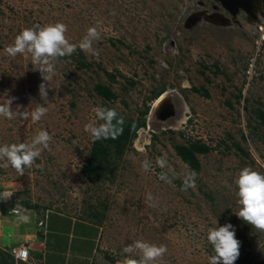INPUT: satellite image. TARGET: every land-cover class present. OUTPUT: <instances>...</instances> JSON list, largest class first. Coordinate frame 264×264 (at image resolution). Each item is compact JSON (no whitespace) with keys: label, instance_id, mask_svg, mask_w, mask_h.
Instances as JSON below:
<instances>
[{"label":"rangeland","instance_id":"rangeland-1","mask_svg":"<svg viewBox=\"0 0 264 264\" xmlns=\"http://www.w3.org/2000/svg\"><path fill=\"white\" fill-rule=\"evenodd\" d=\"M219 13L213 0H0V103L15 97L13 110L44 104V81L30 54L5 53L23 29L61 22L73 44L90 27L100 32L93 45L98 56L77 48L57 60L50 84L44 82L48 111L39 122L0 117V145L31 142L40 130L53 138L24 175L0 166V193H13L1 208L38 220L59 212L100 225L99 264H122L128 255L122 249L136 240L167 246L156 264H209L208 230L226 223L241 244L235 264H264V232L235 215L241 169L264 174L257 116L264 111V0L255 21L242 14L216 23ZM99 84L113 99L96 94ZM162 95L171 109L165 122L152 117ZM97 106L144 126L120 153L109 144L103 175L88 178L82 170L97 141L84 126L97 122ZM196 141L211 148L198 155L199 172L175 151ZM192 172L195 186L185 191Z\"/></svg>","mask_w":264,"mask_h":264},{"label":"clouds","instance_id":"clouds-1","mask_svg":"<svg viewBox=\"0 0 264 264\" xmlns=\"http://www.w3.org/2000/svg\"><path fill=\"white\" fill-rule=\"evenodd\" d=\"M67 25L61 22L35 25L23 29L14 39V42L5 48V53L10 57L17 55L31 58L34 69L38 70L42 81L48 85L55 75V64L59 58L70 57L77 48L93 56L99 55V49L93 45L99 41L100 32L96 27L87 29L86 35L79 44L70 43L66 37ZM39 85V94L44 104L47 100L46 84ZM15 97L5 99L0 103V117L8 120L22 119L39 122L47 114L48 109L44 104H37L34 109L20 110L17 105L12 109ZM95 113L96 123H87L84 131L93 140L117 139L123 133L124 117L120 116L115 108L97 106L92 109ZM52 136L46 130H40L32 138L31 142H21L0 145V166L13 168L20 176L24 175L25 168H32L36 159L40 157L44 149H48ZM160 166L164 165L162 158H157ZM40 167V165H37ZM148 162L144 163L147 170ZM196 173L192 172L185 182L183 190L195 186ZM238 187L239 211L235 214L245 223L258 231L264 232V174L244 167L235 180ZM12 192L0 193V200H7ZM148 202L153 201L151 193L146 197ZM155 203H149V207H155ZM231 229V230H230ZM208 242L213 246L214 255L209 257V264H235L240 255V241L236 238L234 226L226 223L223 226L210 228L207 234ZM168 251L166 245H155L142 240H136L126 245L122 252L126 255L122 264H156ZM133 253H138L139 258H132Z\"/></svg>","mask_w":264,"mask_h":264},{"label":"crops","instance_id":"crops-1","mask_svg":"<svg viewBox=\"0 0 264 264\" xmlns=\"http://www.w3.org/2000/svg\"><path fill=\"white\" fill-rule=\"evenodd\" d=\"M33 217L0 206V264H99L100 225L53 211ZM21 246L29 249L26 262L12 252Z\"/></svg>","mask_w":264,"mask_h":264},{"label":"trees","instance_id":"trees-1","mask_svg":"<svg viewBox=\"0 0 264 264\" xmlns=\"http://www.w3.org/2000/svg\"><path fill=\"white\" fill-rule=\"evenodd\" d=\"M197 91V89H195ZM95 92L98 96L105 100H111L115 94L111 89L105 85L99 84L95 87ZM208 96L207 93H205ZM257 116L261 120V124L264 127V111L258 110ZM123 133L117 139H107L106 143L97 141L91 151L90 163L83 167V174L86 177L102 176L104 173V165L110 157L109 144L114 145L117 150L116 153H120L123 148L131 144L132 140L136 137L137 131L140 127L144 126V122L134 123L131 120H124ZM175 151L178 157L189 166L195 172H199L201 169L198 155H204L211 151V148L200 141L189 143L188 145H176ZM114 262V260H112Z\"/></svg>","mask_w":264,"mask_h":264},{"label":"flooded vegetation","instance_id":"flooded-vegetation-1","mask_svg":"<svg viewBox=\"0 0 264 264\" xmlns=\"http://www.w3.org/2000/svg\"><path fill=\"white\" fill-rule=\"evenodd\" d=\"M215 2V9L220 11V15L224 18L226 15H231V17L236 20L237 17L244 14L246 18H252V13L254 10L260 7L256 5L253 0H213ZM245 9V10H244ZM251 13V15H249Z\"/></svg>","mask_w":264,"mask_h":264},{"label":"water","instance_id":"water-1","mask_svg":"<svg viewBox=\"0 0 264 264\" xmlns=\"http://www.w3.org/2000/svg\"><path fill=\"white\" fill-rule=\"evenodd\" d=\"M253 2L256 5H259V3L262 2V0H253ZM258 11H259V8L253 11V13H252V18L253 19L252 20H254V21L257 20ZM249 15H251V13H249ZM217 18H218L217 20H213V21H216V23L219 22V21L220 22L222 21V22L230 24V21L227 18H224L221 15H218ZM214 19H215V17H214ZM164 97L162 98V100L159 101V103L156 104V106H154V109L152 111V117L153 118L155 117V120L161 121V122L167 121V119H165V118H167L168 115L171 113L170 106H168V103H167V101H165Z\"/></svg>","mask_w":264,"mask_h":264},{"label":"built area","instance_id":"built-area-1","mask_svg":"<svg viewBox=\"0 0 264 264\" xmlns=\"http://www.w3.org/2000/svg\"><path fill=\"white\" fill-rule=\"evenodd\" d=\"M40 225H43L41 222ZM14 257L17 260L26 262L29 259V249L27 246H21L12 250Z\"/></svg>","mask_w":264,"mask_h":264},{"label":"bare ground","instance_id":"bare-ground-1","mask_svg":"<svg viewBox=\"0 0 264 264\" xmlns=\"http://www.w3.org/2000/svg\"><path fill=\"white\" fill-rule=\"evenodd\" d=\"M169 94H170V93H169ZM163 97H164V95H162L161 97H159V98L155 101L156 104L159 103V101L162 100ZM156 104H155V106H156Z\"/></svg>","mask_w":264,"mask_h":264}]
</instances>
